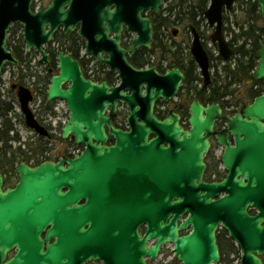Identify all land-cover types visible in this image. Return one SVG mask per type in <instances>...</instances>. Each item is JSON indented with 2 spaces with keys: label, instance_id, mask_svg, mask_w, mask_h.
I'll use <instances>...</instances> for the list:
<instances>
[{
  "label": "water",
  "instance_id": "95a60500",
  "mask_svg": "<svg viewBox=\"0 0 264 264\" xmlns=\"http://www.w3.org/2000/svg\"><path fill=\"white\" fill-rule=\"evenodd\" d=\"M32 1L0 0V73L6 60L17 64L4 46L5 37L12 23L30 15ZM164 1L127 3L128 26L136 25L145 33L136 46L150 47L152 38L151 22L141 14L159 11ZM234 2L211 0L206 12L210 24H217L213 41L226 61L234 52L224 39L222 17L224 8L232 10ZM257 2L264 21V0ZM53 31L45 33L42 25L45 41ZM194 44V56L209 85L207 53L197 37ZM258 58L253 75L264 79V46ZM60 62L61 73L54 76L48 98L66 102L70 117L62 137L72 138L85 150L74 159L35 168L20 164V181L13 189L4 190L0 172V264H149L166 245L174 246L182 264H220V228L241 250V264H264V95L233 117L223 115L218 104L204 107L195 101L191 128L186 131L179 115L160 121L153 114L156 99L178 93L183 81L178 70L151 77L153 70L136 71L128 64V70L140 78L139 96L149 98L148 108L142 111L134 101L136 92L128 96L121 87L111 95L105 85L85 80L69 57L61 55ZM68 82L71 87L63 90ZM125 83H131L128 77ZM145 83L146 96L140 94ZM19 99L22 113L28 120L33 118L24 88ZM116 100L130 106L127 132L113 123ZM110 105L113 111L106 116ZM218 120L229 125L226 135L218 139L226 146L222 161L228 175L222 182L208 183L205 155ZM230 134L236 138L235 147L229 145ZM109 138L114 145H107ZM13 251L16 255L9 258Z\"/></svg>",
  "mask_w": 264,
  "mask_h": 264
},
{
  "label": "flooded vegetation",
  "instance_id": "af4514ba",
  "mask_svg": "<svg viewBox=\"0 0 264 264\" xmlns=\"http://www.w3.org/2000/svg\"><path fill=\"white\" fill-rule=\"evenodd\" d=\"M130 1L33 0L30 15L25 17V21L10 25L4 46L12 53L17 64L6 60L0 73V172L5 180L4 190L15 188L20 181L16 171L17 179L11 184L7 183L10 177V137L3 139L1 130H8L10 136V119L14 128L22 127L25 131L24 143L15 148L24 154V160L18 166L26 163L35 168L45 162L58 163L65 158L74 159L84 150L72 138L62 137L63 120L66 123L69 118L68 107L66 110L60 99L48 98L54 76L61 73V55L69 57L78 65L85 80L96 85H105L111 95H117L120 90L116 89L121 87H124L121 91L128 96L136 92L134 101L142 111L148 108L149 98L143 99L139 96L137 90L140 78L128 70V64L136 71L153 70L151 77H165L178 70L183 75L178 93L171 98L156 99L153 114L160 121H165L173 113L179 115L180 125L186 131L191 128L189 118L195 101L204 107L218 104L223 115L233 117L244 106L253 104L256 98L264 95V79L254 78V71L250 78L233 85L228 91H224L221 85L225 67L235 63L233 68L231 65L228 67L237 69V49L244 45L247 49L252 46L251 38H240L238 21V15L244 10V3L249 0H235L232 10L224 8L223 36L234 52L227 61L222 58L218 43L213 41L217 24L212 26L206 17L211 0L203 13L167 11L164 8L143 12L141 18L151 22L150 47L136 46V40L140 35L145 37V33L142 28L127 24V16L130 14L127 3ZM53 5L54 8L50 9ZM42 14L44 16L41 18ZM38 15L39 18L36 17ZM231 15L234 17L233 22L230 20ZM42 25L45 33L54 30L48 41L41 35ZM196 37L209 59V85H206L202 69L193 53ZM261 38L264 41V33ZM40 48L46 54V59ZM193 76L194 84L190 85L189 80ZM125 77L131 83H125ZM71 85L70 82L64 83L62 89L68 90ZM21 88L29 93L28 109L33 116L29 120L22 113L19 99ZM152 89L156 90L155 87ZM140 94L147 95V83L142 85ZM106 103L111 102L106 100ZM115 104L113 123L117 129L127 132L130 129L127 123L130 106L120 100H116ZM112 111L113 106L110 105L106 109V116H110ZM2 116L5 118L4 126ZM228 129L229 125L225 120H218L214 126L216 135L210 139L211 147L205 155L207 168L204 181L208 183L222 182L228 175L222 161L226 146L218 143L220 135H226ZM228 138L229 145L235 147L236 138L232 134ZM114 144L115 141L109 138L107 145ZM251 214L255 212L252 210ZM233 244L230 240V243L224 242L223 246L226 249ZM14 255L15 251L8 253L10 258ZM88 264L104 263L91 261Z\"/></svg>",
  "mask_w": 264,
  "mask_h": 264
},
{
  "label": "trees",
  "instance_id": "16d2710c",
  "mask_svg": "<svg viewBox=\"0 0 264 264\" xmlns=\"http://www.w3.org/2000/svg\"><path fill=\"white\" fill-rule=\"evenodd\" d=\"M209 0H174L173 3H168L167 11L179 10L191 12H200L203 13L207 9ZM164 10V9H163ZM243 19L240 18L239 26L241 29L240 38L246 37V40L249 38L252 39V46L250 49L246 48V45L240 46L237 50L238 54V63L237 69H232L231 67H225V76L222 79L221 83L224 91H228L233 85L240 84L245 81L247 78L251 77L252 72L257 67L258 51L262 46H264V41L262 40V33H264V28L260 26L262 21L261 12L259 9L258 3L252 2L249 0L244 3ZM189 84H194V76L189 80ZM11 111V107H10ZM1 121L4 126L5 118L1 117ZM3 139H9L10 137V177L8 178L7 183L11 184L15 179H17V166L22 160H24L23 152L21 150H15L12 147V142L19 141L20 138L18 135L12 136V133L15 132L14 126L12 124V119H10V136L9 131L1 130ZM228 234L221 230L219 233V244L222 253V263L229 260L231 256L240 257V250L233 244L230 247L226 248L223 246L224 242H230L228 239ZM264 261V256H263Z\"/></svg>",
  "mask_w": 264,
  "mask_h": 264
},
{
  "label": "rangeland",
  "instance_id": "374dc122",
  "mask_svg": "<svg viewBox=\"0 0 264 264\" xmlns=\"http://www.w3.org/2000/svg\"><path fill=\"white\" fill-rule=\"evenodd\" d=\"M171 2V0L169 1V3ZM167 7H168V3L166 4V3H164V5H163V8L164 9H167ZM237 14H235V16H236ZM239 17H238V19L240 20V18L241 19H243V12L241 13V14H239L238 15ZM230 20L233 22V20H234V17L231 15L230 16ZM260 26L261 27H264V22L263 21H261L260 22ZM234 64L235 63H232V65L231 64H228V66L229 65H231L232 66V68L234 67ZM258 65V64H257ZM19 129H20V131H19ZM17 131H15V132H13L12 133V136H16V135H18L19 136V138H20V140L19 141H21L20 143H24V135H25V133L23 132V130L21 129V128H19ZM19 141L17 142V143H15V142H12V143H14V144H12V147L15 149V148H18L19 147ZM218 156H220V151H218ZM230 243V242H229ZM239 257L238 256H235V258H233L235 261H234V263H232V264H238L239 262H238V259Z\"/></svg>",
  "mask_w": 264,
  "mask_h": 264
},
{
  "label": "built area",
  "instance_id": "2783aa9c",
  "mask_svg": "<svg viewBox=\"0 0 264 264\" xmlns=\"http://www.w3.org/2000/svg\"><path fill=\"white\" fill-rule=\"evenodd\" d=\"M173 259L174 257L173 256H166V255H163L160 259V262L159 264H171L173 262Z\"/></svg>",
  "mask_w": 264,
  "mask_h": 264
}]
</instances>
